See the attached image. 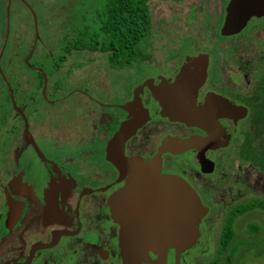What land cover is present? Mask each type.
Listing matches in <instances>:
<instances>
[{"label":"flooded vegetation","instance_id":"flooded-vegetation-1","mask_svg":"<svg viewBox=\"0 0 264 264\" xmlns=\"http://www.w3.org/2000/svg\"><path fill=\"white\" fill-rule=\"evenodd\" d=\"M229 2L192 1L175 31L156 35L152 23L145 50L122 70L128 78L110 68L104 52L72 45V35L56 52L57 32L39 31L37 19L35 29L18 35L17 100L7 94L0 104V264H122L109 200L127 177L106 150L124 123L139 118L123 154L157 161L161 173L194 190L208 210L199 238L213 214L224 224L234 207L264 197V14L225 33ZM200 56L204 64L196 62ZM177 77L200 82L196 105L214 98L213 124L200 128L163 115L152 90ZM228 105L235 111H223ZM173 258L170 250L167 264Z\"/></svg>","mask_w":264,"mask_h":264},{"label":"water","instance_id":"water-1","mask_svg":"<svg viewBox=\"0 0 264 264\" xmlns=\"http://www.w3.org/2000/svg\"><path fill=\"white\" fill-rule=\"evenodd\" d=\"M229 1L225 33L237 32L250 17L264 14V0ZM32 16L36 22L33 12ZM196 62L204 64L205 60L200 56ZM200 76L199 81H202L203 72ZM190 83L177 77L174 85L153 89L152 94L161 104L163 115L171 121L200 128L209 126L216 120L212 110L214 98L208 96L202 105H196L195 89L200 82L192 80ZM192 86L194 90L186 91ZM223 111L231 113L235 109L228 105ZM139 122L141 118L124 123L106 150L107 158L121 176L127 177L125 186L109 200L112 216L120 224L122 264H167L170 250L174 251L171 264H180L182 254L196 245L198 225L208 210L186 182L161 173L157 161L144 162L124 156L123 143ZM198 143L207 144L208 141H194L191 146ZM149 253L156 259L151 260Z\"/></svg>","mask_w":264,"mask_h":264},{"label":"rangeland","instance_id":"rangeland-1","mask_svg":"<svg viewBox=\"0 0 264 264\" xmlns=\"http://www.w3.org/2000/svg\"><path fill=\"white\" fill-rule=\"evenodd\" d=\"M184 2L174 4L172 2H161L159 0L150 1V11L152 14L153 30L156 35H160L161 29H171L175 31L178 27L177 17L192 1H223V0H183ZM24 2L25 6L22 4ZM12 0L10 3L6 0H0V104L3 102V108L6 106L7 94L10 91L15 100H17V61L16 45L18 35L25 30L34 28L32 12L37 16L36 29L39 31L57 32L58 46L56 52H61L64 46L65 36H74L76 31L87 29L89 33L96 31L97 24L95 15L102 6L104 0ZM30 7V11L27 8ZM10 13L9 19L5 22V14ZM163 27V28H162ZM8 30V31H7ZM22 35V34H21ZM160 39V38H158ZM27 51V48H19V52ZM35 61L32 60V63ZM37 62V61H36ZM27 68H25V71ZM128 71H122L120 76L128 78ZM31 77V71L28 73ZM6 83L3 81V77ZM3 99L1 100V98ZM1 112V108H0ZM11 114V112H10ZM216 214V213H215ZM214 223L210 230L205 232L203 238H199L196 245L183 253L182 260L186 264H209L217 253L218 243L223 228V218L216 220L212 216ZM256 223L261 231L259 234L250 235L247 225ZM236 233L234 245L232 248L231 264H264V255L254 257L252 250L264 249V243L261 238L264 236V212L254 209L238 217L233 224ZM228 252L221 256L224 260ZM223 262V261H222Z\"/></svg>","mask_w":264,"mask_h":264},{"label":"trees","instance_id":"trees-1","mask_svg":"<svg viewBox=\"0 0 264 264\" xmlns=\"http://www.w3.org/2000/svg\"><path fill=\"white\" fill-rule=\"evenodd\" d=\"M150 1L104 0L95 15L96 31L91 34L85 29L87 34L74 35L70 43L76 48L98 49L106 54V61L110 68L116 71L127 70L139 59L147 45L152 28ZM159 1L179 2L183 0ZM246 209L248 211L259 209L264 212V197L249 198L246 207L239 205L229 211L223 224L216 256L210 264L232 263L231 251L236 238L234 218ZM247 228L250 235L259 234L261 231L256 223H249ZM261 240L264 243V236ZM225 252H228V255L223 262H220L219 256ZM252 254L256 258L261 257L264 255V249H253Z\"/></svg>","mask_w":264,"mask_h":264}]
</instances>
